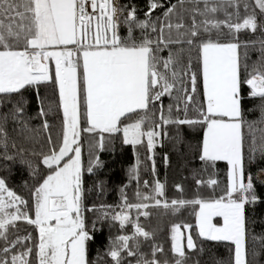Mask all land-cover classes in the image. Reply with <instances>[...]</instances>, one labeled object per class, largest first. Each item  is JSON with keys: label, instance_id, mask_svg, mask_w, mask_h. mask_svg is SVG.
<instances>
[{"label": "snow or ice", "instance_id": "6c2138e0", "mask_svg": "<svg viewBox=\"0 0 264 264\" xmlns=\"http://www.w3.org/2000/svg\"><path fill=\"white\" fill-rule=\"evenodd\" d=\"M221 11L223 19L216 15ZM248 30L264 34V0H146L143 9L119 0H0V167L16 160L8 154L9 147L17 146L9 145L6 125L9 120L24 124V101L9 110V97L36 89L38 115L46 116L39 88L52 85L63 125L58 141L48 133L46 150L32 153L38 163L19 161L37 181L30 189L31 204L0 176V264H91L85 211L97 209L85 208V173L104 162L94 154L85 166L82 133L96 135V153L105 148V134L122 133L124 144L147 148L154 172V150L169 125L204 129L199 160L209 167L228 163L225 193L210 200L169 202L163 198L165 185L156 180L151 195L137 191L141 202L131 204L122 189L123 205L111 219L121 227L133 225L134 231L113 239L107 255L115 264H125L126 257L136 258L135 264H169L158 258L164 252L159 245L148 254L140 251L141 238L155 237L139 222V215H150L146 201L151 200L152 206L177 211L198 205L199 235L232 242L234 264H251L246 206L262 201L254 180L264 169L253 176L250 166L264 160V41L260 58L251 62L249 44L238 38ZM201 86L203 101L196 99ZM165 98L172 103L165 105ZM249 99L260 101L259 121L245 119ZM42 126L49 128L47 120ZM140 166L137 155L130 179L139 181ZM197 183L215 186L218 181ZM97 188L103 192V182ZM215 217L223 223H213ZM20 222L34 226L37 235H21ZM171 250L173 264H188L186 250L199 249L192 235L175 225Z\"/></svg>", "mask_w": 264, "mask_h": 264}, {"label": "trees", "instance_id": "16d2710c", "mask_svg": "<svg viewBox=\"0 0 264 264\" xmlns=\"http://www.w3.org/2000/svg\"><path fill=\"white\" fill-rule=\"evenodd\" d=\"M121 4L134 3L139 9L145 8L146 0H119ZM175 2V0H172ZM187 7V5H186ZM223 19V11L216 14ZM142 16V14H141ZM175 22V21H173ZM126 35V31H122ZM238 38L242 43L249 44L248 56L251 62L260 58L261 41H264V34L260 31L255 33L241 31ZM180 46L173 48L176 50ZM186 47V46H185ZM161 55L166 56L167 50ZM194 56V53H193ZM39 97L44 101V108L48 110L46 116L38 115L40 105L37 99V91L34 88L22 90L21 95H14L8 98L7 108L10 110L17 101H24L25 114L24 124L9 120L6 125L8 131L9 145L15 144L16 149L9 147L8 154L15 155L14 162H8L7 168L0 167V176H6L9 187L14 188L18 194L32 203L31 191L37 181L30 175L31 170L25 164L19 163L20 159H27L33 163H38L33 152L39 153L42 149L46 150L47 134L50 133L54 141H58L62 133V114L57 110L58 91L52 85H41ZM203 101L201 95L196 97ZM165 105L172 103L170 98H165ZM258 99H249L246 105V120L259 121L260 111L257 105ZM190 115H192L190 111ZM47 120L49 128H43L44 121ZM86 127V125H83ZM167 137L163 138L162 145L158 144L155 148V171L153 172L151 161L147 159L149 152L143 145L132 146L122 142V133H114L110 137L105 134V148L96 153L93 145L96 143V135L82 133V159L85 166L94 154H98L104 162L102 168L96 169L94 173H85V208L96 206V211H85L86 226L92 239L88 242L89 259L91 264H115L110 256L107 255L108 249L113 239L120 235H131L134 231L133 225L128 224L121 227L119 221L111 219V215L119 211L123 205L122 192L127 195V202L131 204L140 203L137 191L144 194H152V187L156 180L165 185V195L169 202L173 199L210 200L218 198L225 193L228 184V163L218 161L213 167L199 160L200 145L203 139V128L189 126H167ZM24 149L18 153L17 149ZM137 155L141 160L139 181L130 179L129 169L136 163ZM167 156V162H165ZM3 162H0L2 164ZM260 169H264V160H257L250 166L253 176H256ZM42 174L46 173L45 168L40 169ZM264 174L260 173L259 175ZM216 179L217 185L198 184L197 180L207 181ZM144 181H148V186H144ZM262 180H254L257 193L262 201L253 205L246 206V216L248 219L247 229V249L248 259L251 264H264V183ZM103 182V192H100L97 185ZM177 185L183 188L179 191ZM150 207L148 217L139 215V222L155 234L154 240L143 241L140 244V251L148 254L150 249L159 245L164 249L163 253L157 256L162 261L167 260L173 264L175 254L171 250L172 229L175 225L181 226V231L185 236L191 234L197 243V250H186L188 252V264H234L235 246L232 242L210 241L199 235L197 230L198 205L186 204L174 210L163 207L152 206L153 201H146ZM105 206L101 208L100 206ZM107 206H111L108 208ZM104 212H108V218L103 219ZM130 215L135 218L138 215L136 209L130 210ZM99 218V219H98ZM217 223L220 220L215 219ZM95 225V227H93ZM190 226V227H189ZM20 234L31 233L33 237L37 235L34 226L26 222L19 223ZM136 258L126 257L125 264H135Z\"/></svg>", "mask_w": 264, "mask_h": 264}, {"label": "rangeland", "instance_id": "374dc122", "mask_svg": "<svg viewBox=\"0 0 264 264\" xmlns=\"http://www.w3.org/2000/svg\"><path fill=\"white\" fill-rule=\"evenodd\" d=\"M259 178H261L262 180H264V174H261V175H259ZM199 212V211H198ZM198 214V213H197ZM219 219L220 220V222L219 223H217L216 221H215V219ZM213 223H216L217 225H221L222 223H223V220H222V218L221 217H215L214 218V220H213ZM197 230L199 231V227H198V218H197ZM183 232V231H182ZM235 246V245H234ZM235 251V250H234Z\"/></svg>", "mask_w": 264, "mask_h": 264}, {"label": "crops", "instance_id": "0c3cea01", "mask_svg": "<svg viewBox=\"0 0 264 264\" xmlns=\"http://www.w3.org/2000/svg\"><path fill=\"white\" fill-rule=\"evenodd\" d=\"M229 169H230V166L228 165V171H229Z\"/></svg>", "mask_w": 264, "mask_h": 264}]
</instances>
